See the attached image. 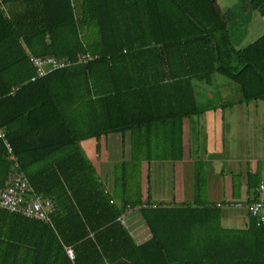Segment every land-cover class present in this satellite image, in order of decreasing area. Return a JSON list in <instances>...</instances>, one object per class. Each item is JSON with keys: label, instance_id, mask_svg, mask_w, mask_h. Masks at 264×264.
I'll return each mask as SVG.
<instances>
[{"label": "trees", "instance_id": "trees-1", "mask_svg": "<svg viewBox=\"0 0 264 264\" xmlns=\"http://www.w3.org/2000/svg\"><path fill=\"white\" fill-rule=\"evenodd\" d=\"M236 6L0 0V131L16 159L0 138V188L15 170L53 205L48 222L0 208V264H264V225L222 228L197 193L166 205L127 188L140 161L179 158L180 119L198 112L193 81L219 74L238 102L264 98V32L241 47L228 34L247 12L264 18V0ZM29 55L68 64L29 80ZM112 132L129 133L130 159L112 164L107 190L78 142ZM132 208L149 233L138 244L120 221Z\"/></svg>", "mask_w": 264, "mask_h": 264}, {"label": "crops", "instance_id": "crops-1", "mask_svg": "<svg viewBox=\"0 0 264 264\" xmlns=\"http://www.w3.org/2000/svg\"><path fill=\"white\" fill-rule=\"evenodd\" d=\"M196 105L197 113L180 119L179 158L140 161L141 198L178 205L192 201L197 193L199 200L218 208L222 228L243 229L250 220L245 204L254 198L256 184L264 181V98ZM83 142V148L92 155V160H87L109 190L112 164L130 159L129 133L112 132L97 139L80 140L78 144ZM120 221L134 243L148 238L137 208L125 211Z\"/></svg>", "mask_w": 264, "mask_h": 264}, {"label": "built area", "instance_id": "built-area-1", "mask_svg": "<svg viewBox=\"0 0 264 264\" xmlns=\"http://www.w3.org/2000/svg\"><path fill=\"white\" fill-rule=\"evenodd\" d=\"M90 58L87 53L80 56L81 60ZM28 61L34 70L29 80H34L68 64L67 60L56 59L52 56L40 57L29 55ZM0 138L3 139L6 148V158L13 166H16V159L1 131ZM254 195V198L245 204V210L247 215L253 219L255 225H264V181L257 183ZM216 205L219 204L217 203ZM0 208L9 212L20 213L27 218L48 222L53 205L50 200L31 193L25 177L20 172L12 170L0 188ZM66 254L69 258H72L69 248L66 249Z\"/></svg>", "mask_w": 264, "mask_h": 264}, {"label": "rangeland", "instance_id": "rangeland-1", "mask_svg": "<svg viewBox=\"0 0 264 264\" xmlns=\"http://www.w3.org/2000/svg\"><path fill=\"white\" fill-rule=\"evenodd\" d=\"M221 9L237 6V0H217ZM248 31V32H247ZM264 31V19L254 10L245 16L241 15L228 25V34L234 47H241L252 41ZM245 32V33H244ZM195 101L199 105L210 106L218 103L233 102L239 98V90L235 83L227 78L213 74L212 82L207 85L203 82H193ZM90 143V142H89ZM85 158L92 160V155L83 147L84 142L78 144ZM102 153V151H101ZM142 175H135L127 183L130 188L129 196L139 195L141 190ZM120 185V183H118ZM143 186V184H142ZM138 193V194H137ZM135 211V210H134ZM138 217V216H137ZM137 220L141 221L138 217ZM142 225V224H141Z\"/></svg>", "mask_w": 264, "mask_h": 264}]
</instances>
